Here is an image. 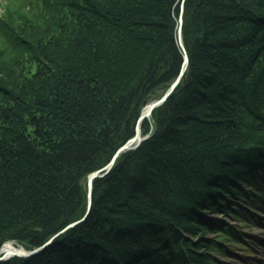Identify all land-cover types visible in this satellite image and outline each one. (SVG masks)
Segmentation results:
<instances>
[{
    "label": "trees",
    "instance_id": "16d2710c",
    "mask_svg": "<svg viewBox=\"0 0 264 264\" xmlns=\"http://www.w3.org/2000/svg\"><path fill=\"white\" fill-rule=\"evenodd\" d=\"M183 2L188 66L141 121L149 136L94 178L82 222L0 264H210L219 238L196 242L186 232L228 235L232 227L206 213L241 209L230 199L255 208L264 186V0ZM1 3L0 59L28 53L36 66L25 77L32 88L15 91L0 62V247L12 240L32 250L84 215L88 174L176 78L181 0Z\"/></svg>",
    "mask_w": 264,
    "mask_h": 264
},
{
    "label": "rangeland",
    "instance_id": "374dc122",
    "mask_svg": "<svg viewBox=\"0 0 264 264\" xmlns=\"http://www.w3.org/2000/svg\"><path fill=\"white\" fill-rule=\"evenodd\" d=\"M183 1L184 0H181V5H180L181 8H180V14L178 17V27H177V41H178V45L180 46L181 51H182V63H183L184 49L180 45V36L182 38V22H183L182 14H183V9H184V5H183L184 2ZM0 2H1V0H0ZM4 5H6V4H4ZM2 11H3V4L1 3L0 4V13H2ZM180 18L182 19L181 23H180ZM28 19H30V17L25 18V20H28ZM34 20H35V18L31 22H34ZM30 27L32 30H34V33H38L37 30H39V27L36 24H33V26L31 25ZM179 27L181 28V35H179V30H180ZM35 38H36V36H35ZM35 41H37V40L35 39ZM182 42H183V39H182ZM183 45H184V42H183ZM184 48L186 50L185 45H184ZM186 52H187V50H186ZM187 55H188V53H187ZM14 56L12 57V53L8 57L9 59H7L3 56V58L0 59V62L2 64L1 68L3 71L5 69L9 70V71L7 70V72H8V74H7L8 84L11 88H13V90L16 91V89H20V88L22 89L23 88V86L25 85V77L29 76V74L32 73L33 69H35L36 63L34 61L30 60L31 56L28 53H21V55H18L15 57ZM188 62H189V56H188ZM182 63H181V65H182ZM187 66H188V63H187ZM187 66L185 67L181 77L186 72ZM180 68H181V66H180ZM179 72H180V69H179ZM179 72H178L177 76L179 75ZM25 86H27V88H29V89L32 88L31 84H29V83H27ZM162 90L163 89H157L156 94L161 93ZM165 91L163 92V94L165 93ZM153 96H155L154 93H153ZM160 97H155L152 100H155V99L160 98ZM2 98H3V100H6L5 97L2 96ZM152 100H150V101H152ZM144 107H145V105L143 106V108ZM142 109H141V111H142ZM151 114H152V112H151ZM140 131H141V129H140ZM142 135H145V134H142ZM263 176H264V173H263ZM86 180H87V177H86ZM86 185H87V182H86ZM244 186H246V185H244ZM258 186L260 188H262L260 192L264 195V186L261 184H259ZM255 189H248V192L251 195L258 197L259 196L258 192H256ZM225 197L227 199H229L228 196L225 195ZM258 198L259 199L255 205L257 207V209H254V210L253 209L244 210L242 208H244L245 203H243L241 200L235 199V201H234V200L230 199V201L233 202L234 204H239L241 209L237 210L235 212L233 211V212L226 213V214L216 212V211H209V210L207 211L206 214L209 215L210 217H212L216 224H218V225L221 224L222 226H228L229 225L232 227L230 230V233L228 235H221L216 231H210L209 230L204 235H202L200 238L197 236L195 237V234H198V232L195 234L193 233V235H192V233L186 232L187 233L186 237H188L189 239L196 241V242L202 241V239H206L209 242L215 238H219V242L216 244L217 248L216 249L212 248L210 250L212 258L214 257L213 259H215L214 261H211L210 264H264V196H260ZM85 214H86V212L84 213V215ZM84 215L82 217H84ZM86 216L84 217V219L86 218ZM81 218H79V219H81ZM79 219H77V220H79ZM72 222H74V221H72ZM238 230H240V232L243 233L242 237L237 235ZM8 241L12 242L16 247L20 246L22 250L24 249L23 246L17 244L16 242H14L12 240H7L5 242H8ZM2 245H1V247H2ZM1 247H0V249H1Z\"/></svg>",
    "mask_w": 264,
    "mask_h": 264
},
{
    "label": "water",
    "instance_id": "95a60500",
    "mask_svg": "<svg viewBox=\"0 0 264 264\" xmlns=\"http://www.w3.org/2000/svg\"><path fill=\"white\" fill-rule=\"evenodd\" d=\"M181 22H182V19L180 18V23ZM180 27H179V29H180L179 30V35H181V28ZM180 45L184 49V53H183V63L181 65L179 75L170 84L168 89L165 91V93L160 98L152 100L147 105H145V107L140 112V115L138 116V119H137V122H136V125H135L134 134L130 138H128L124 143H122L114 151V153L112 154V156H111L110 160L108 161V163L106 165H104L103 167H101L99 169H96V170H94V171H92L91 173L88 174L87 180H86V182H87V210H86V214L84 215V217L89 213L91 205H92V191H93V180H94V178L104 175L111 168V166L115 162L116 158L122 152H124L125 150H128V149H134V148L138 147L140 145V143L149 136V133H147L145 135L141 134V131H140L141 121L144 118H149V116L151 115V112L153 111V109L158 107L159 105L163 104L165 102V100L167 99V97L169 96V94L174 89V87L179 83L181 75H182V73H183V71H184V69H185V67L187 66V63H188V55H187V52H186V50L184 48L181 36H180ZM84 217H82L81 219L76 220V221L71 222L68 225H66L63 229H61L60 231L55 233L49 240H47L40 247L34 248L32 250H26L24 248L21 251L13 250L11 252H5V253H2L1 249H0V260L9 259V258H11L13 256H28V255H31V254H34V253L38 252L45 245L49 244L54 237H56L57 235H59L64 230L68 229L69 227L78 224L79 222H81L84 219Z\"/></svg>",
    "mask_w": 264,
    "mask_h": 264
},
{
    "label": "bare ground",
    "instance_id": "6f19581e",
    "mask_svg": "<svg viewBox=\"0 0 264 264\" xmlns=\"http://www.w3.org/2000/svg\"><path fill=\"white\" fill-rule=\"evenodd\" d=\"M150 102V101H149ZM147 102L146 105L149 103ZM13 250H19L21 251V247H16L12 242L8 241V242H5L2 247H1V252L2 253H5V252H11Z\"/></svg>",
    "mask_w": 264,
    "mask_h": 264
}]
</instances>
